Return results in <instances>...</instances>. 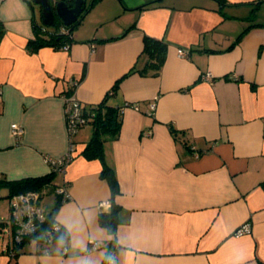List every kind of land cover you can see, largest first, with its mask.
I'll return each mask as SVG.
<instances>
[{
	"label": "crops",
	"instance_id": "1",
	"mask_svg": "<svg viewBox=\"0 0 264 264\" xmlns=\"http://www.w3.org/2000/svg\"><path fill=\"white\" fill-rule=\"evenodd\" d=\"M258 24L264 0H95L67 49L33 50L35 27L52 30L40 6L0 0L1 177L51 172L44 156L68 148L64 95L74 94L85 111L104 101L120 118L117 138L104 144L118 192L112 195L101 177L102 161L82 155L93 128L81 126L72 163L51 180L68 184L69 197L54 215L61 234L47 244L27 243L11 258L0 231V264H105L112 251L119 264H264ZM145 36L166 44L157 73L143 52ZM126 101L139 109L121 108ZM12 123L23 128L19 139ZM45 196L50 208L55 194L47 188L42 202ZM111 200L119 206L113 235L99 221ZM245 222L250 232L234 235Z\"/></svg>",
	"mask_w": 264,
	"mask_h": 264
},
{
	"label": "trees",
	"instance_id": "2",
	"mask_svg": "<svg viewBox=\"0 0 264 264\" xmlns=\"http://www.w3.org/2000/svg\"><path fill=\"white\" fill-rule=\"evenodd\" d=\"M66 1L71 4L72 0ZM94 1L95 0H90V2L86 4L82 14L79 16L77 21L70 26H65L58 17H55L53 25H45L47 27H51L52 30H47L46 28L41 26L35 27V38L30 41L29 45L32 47L33 50H36L38 47L41 46H52L54 48L60 49L64 45H70L73 41V31L75 27L78 25L84 13L88 10V8L92 5ZM61 27H63V29L57 31L58 28ZM143 41V52L148 56V65H150L154 69V72L157 73L165 58L166 44L160 40L148 36H145ZM83 111L84 114H88L91 117L89 123H91L92 125L93 132L90 139L82 150V155L86 158H98L102 161L103 164L100 175L101 177L107 180L111 188L112 195H114L116 192H118V183L113 168L107 165L104 161V144L107 141L116 139L118 136L120 128L118 108L111 107L107 105L104 101H101L100 103L92 106L89 110ZM172 131L174 132L175 136L178 137L183 143L186 142V139L182 138L183 133H179L178 131H175L173 129ZM54 173L55 172L51 171L47 175L27 177L18 180H7L6 178L0 176V191L6 190L7 192L5 196L7 198L13 194L25 193L28 191H38L42 196L44 194V189L50 188L54 192L55 197L52 206L49 208V210H47V218L42 224L43 227H47L50 226L53 220L55 219V212L60 203H62L61 196L55 192V187L58 185H52L51 183L52 176L54 175ZM118 211L119 206L113 200H111L109 210L101 211L99 213V221L101 225L106 227V229L112 235L114 234L115 227L119 222ZM7 218L0 219V231L1 226L4 224V221ZM61 230L62 226L57 231L53 232L51 240L59 236L62 232ZM1 234L2 236H0L2 238H5V235L2 231ZM111 241L113 242V239L109 242ZM47 243L41 242V244ZM25 244L26 243L24 241L20 243H13L11 246L13 252L9 256L11 258H15L20 253V250L24 247ZM5 249L6 252L9 254V250L7 248ZM106 259L107 257H105V260Z\"/></svg>",
	"mask_w": 264,
	"mask_h": 264
},
{
	"label": "built area",
	"instance_id": "3",
	"mask_svg": "<svg viewBox=\"0 0 264 264\" xmlns=\"http://www.w3.org/2000/svg\"><path fill=\"white\" fill-rule=\"evenodd\" d=\"M69 45H64L62 48L67 49ZM178 55L184 56L185 51L178 48ZM205 80H212L211 72L202 74ZM70 86H76L77 81L71 79ZM131 107L135 110L139 109L136 103L124 102L121 108ZM155 104H149L148 110L153 112ZM64 110L66 118V129L68 134V148L67 151L56 158L44 156L45 161L50 167L52 172H66L68 166L72 163L75 157V142L73 140L74 134L77 130L89 123L90 115L84 114L81 102L74 96V94L64 95ZM12 135L19 139L23 133V128L17 124H11ZM196 154H198L196 152ZM55 192L61 196V201L64 202L68 199V184L64 182L55 187ZM9 216L1 226V231L6 238L5 248L9 250V255L12 254L11 249L13 243H20L24 241L27 243L49 242L52 233L57 231L61 224L57 220H53L50 226L43 227L42 224L47 218V210L42 203V196L38 191H28L25 193L13 194L8 197ZM250 232L249 222L241 224L236 228L234 235L242 236ZM97 243L90 244L89 249H95ZM105 264H119L115 259V253L112 251L105 260Z\"/></svg>",
	"mask_w": 264,
	"mask_h": 264
},
{
	"label": "water",
	"instance_id": "4",
	"mask_svg": "<svg viewBox=\"0 0 264 264\" xmlns=\"http://www.w3.org/2000/svg\"><path fill=\"white\" fill-rule=\"evenodd\" d=\"M40 6V17L44 25H53L54 18L58 17L65 26H70L82 14L87 0H31Z\"/></svg>",
	"mask_w": 264,
	"mask_h": 264
},
{
	"label": "rangeland",
	"instance_id": "5",
	"mask_svg": "<svg viewBox=\"0 0 264 264\" xmlns=\"http://www.w3.org/2000/svg\"><path fill=\"white\" fill-rule=\"evenodd\" d=\"M5 191H0V219L7 218L9 215L8 198L5 196ZM49 197L44 198L43 205L49 208Z\"/></svg>",
	"mask_w": 264,
	"mask_h": 264
}]
</instances>
